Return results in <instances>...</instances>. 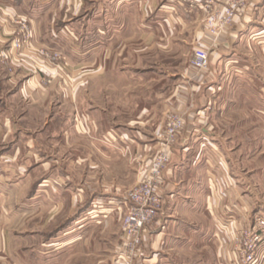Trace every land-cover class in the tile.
<instances>
[{"label":"crops","instance_id":"1","mask_svg":"<svg viewBox=\"0 0 264 264\" xmlns=\"http://www.w3.org/2000/svg\"><path fill=\"white\" fill-rule=\"evenodd\" d=\"M92 1L90 8L85 0H0V191L6 195L0 205L12 215L7 220L0 208V264H7L8 242L21 237L14 230L26 220L39 244L50 237L56 250L72 243H58L69 230L52 237L60 230L56 219L90 203V192H126L142 180L172 112L183 116L184 128L164 172L162 209L143 229L136 257L124 264H211L197 261L211 255L206 244L213 237L215 264H242L232 253L233 236L249 215L227 143L230 134L244 135L248 116L250 144L260 138L255 103L246 102L264 84V0H250L215 42L198 8L209 0ZM16 16L30 22L31 48L7 44ZM73 31L81 41L73 42ZM42 45L61 47V58ZM198 48L209 54L207 70L190 64ZM64 61L70 75L56 73V62ZM156 68L166 70L156 74ZM54 96L61 122H49ZM232 111L243 117L231 122ZM24 206L27 219L19 216ZM230 207L235 211L225 224ZM89 234L77 233L76 258L51 264H106Z\"/></svg>","mask_w":264,"mask_h":264},{"label":"rangeland","instance_id":"2","mask_svg":"<svg viewBox=\"0 0 264 264\" xmlns=\"http://www.w3.org/2000/svg\"><path fill=\"white\" fill-rule=\"evenodd\" d=\"M92 3H93L92 0H85V6L88 5L91 8L93 5ZM87 16L88 15L86 14L85 17ZM9 21L13 25V32L10 38H8L9 40L7 44H10V47L14 48L11 45V43L14 40L19 39V41L22 43V48L25 47L31 48L33 43L32 41L33 30L30 26V22L28 18L16 16L11 18ZM105 37H107V35ZM71 38L74 40L73 42L82 40V38L77 37L74 31ZM43 48L47 50L51 49L50 52H53L52 57L57 58L61 56L58 53L61 47L58 48H56L55 46L45 47L42 45V47H40V50ZM16 50L18 51L20 49H16ZM45 52L47 53V51ZM59 61H61V59ZM56 65L57 66L55 67L57 68L56 70L57 74H63L65 76L71 74L72 68L70 62L69 65L65 61L61 65H59L58 62H56ZM164 70L166 69L158 68L155 71V73L158 74L159 72ZM55 77L56 75L45 76L42 82L45 85H49L55 80ZM262 83H264V81H262ZM263 85L264 84H262L261 86L262 87L261 90L258 91V95L253 96L255 100L246 102L247 105L250 107H254L252 103L253 102L255 103V111H254L255 115L253 116L255 118L254 122H259V127H257L259 130L257 134L260 136L258 145L250 144L253 136L252 133L253 128L251 123L253 121L251 117L248 116L250 114V110H246L245 106L242 109L244 114L248 116L246 117L245 120L246 122H248L244 128L245 133L242 136H236L230 134L229 136L230 137L232 136V138L228 139L229 142L227 143L229 165L231 171L238 180L239 189L243 194V196H239L238 199H240V201H243L242 204L247 210L246 216L249 215L250 217L264 216V86ZM237 97H238L237 95L234 96L235 99L233 102H236L235 100L237 99ZM236 106H237L236 103H234L233 105H231V108H234ZM52 107L53 108H52V112L50 111L51 113H50L49 122H61V116L59 111V98L54 96ZM233 114H234L233 116H236V119H233V121L231 122H237V119L243 117L241 113L238 114L237 111H234ZM124 163L125 161L123 159H118V168H120L122 171L124 170V165L120 166V164H124ZM257 168H260L261 172L259 170V172L257 173V171H255ZM126 193L127 191L115 192V193L90 192L89 194L90 203L85 204L83 202L84 204L82 203V206L79 205L73 214H70L69 216L58 217L56 219V222L54 223V225L56 226V228L54 229L56 230L57 227H59L60 230L54 232L52 237H54L57 233L58 234L61 233L63 230H69L73 232L72 234L66 236L65 237L66 239L65 238L62 239L61 237H58V243H60L59 246L64 245L65 242L67 243L72 242L64 249L56 250L55 247L53 246L55 244L51 245L50 243L53 242L52 241L53 239L50 240L51 237L48 239L49 241L44 243L43 245L39 244L40 236L39 235L30 236L28 231L29 229L28 221L27 220L25 222L23 221L20 225V230L19 229L14 230L16 235L20 232L21 237L19 239L16 237H14L13 239L10 238L11 241L8 242L11 247L10 249L11 255L7 259V264H13L14 258H19L21 264H51L52 262L61 263V262H66L68 257L73 256L76 258L75 251L77 250L76 247L78 245L77 243L78 238L76 237V235L77 233H83V232L85 234L88 233L94 234L93 236L94 239L91 240L92 241L91 245L93 244L94 246H98L99 255H100L99 257L102 260L101 263L104 262L107 264L108 261H103V260L109 258L110 263L114 262V264H124L126 260L136 257V256H130L128 252H126V250L124 249V245H123L122 219L126 215L129 206V202L128 200H126ZM160 194H162V191H160ZM122 196L125 197L124 203L121 202ZM5 198L6 195L4 194V192L0 191V202L3 201ZM25 202L28 201L25 200ZM1 210H2V214L8 218L7 220H12V215H10L11 213L9 214L8 210H6V207L1 208ZM24 210L25 213H23V215H19L22 216V218H26L28 216L27 206H24ZM226 211H228L227 214L228 220L225 221V224L231 221L235 209L234 207H230V209L228 210L226 209ZM249 221L251 222V219H248V222ZM248 225L249 223L246 226ZM214 232L215 230L213 227V232H212L213 236H214ZM91 234H89V236H91ZM234 237L235 235L233 236L234 249L232 253L235 255L236 258H238V255L235 253ZM85 241L87 243L90 240L85 239ZM215 242H216L215 237H213L211 241L206 244L207 247L211 250V255L200 256V260L197 261L198 263L206 262V263L215 264L216 262L217 263L220 262L219 260H217L216 255L212 253L215 252L216 250ZM79 245L81 246L82 244L80 243ZM108 254L110 255V257H108ZM73 257L68 259L71 260ZM203 258L205 260H203ZM263 260H264V244L260 246L254 264H261ZM84 262L88 263L86 259L84 260Z\"/></svg>","mask_w":264,"mask_h":264},{"label":"built area","instance_id":"3","mask_svg":"<svg viewBox=\"0 0 264 264\" xmlns=\"http://www.w3.org/2000/svg\"><path fill=\"white\" fill-rule=\"evenodd\" d=\"M250 0H212L199 3L202 20L212 42L225 33L234 23V18ZM11 45L21 49L19 39ZM190 64L197 70H207L209 54L205 49H195ZM184 118L179 112L169 114L164 131L162 146L151 158L146 176L127 190L129 202L122 219L123 245L130 256H136L142 244L143 229L162 209L160 189L164 183V172L170 161L172 147L183 136ZM249 225L239 229L235 235V253L243 264H254L261 245L264 244V216L250 217Z\"/></svg>","mask_w":264,"mask_h":264}]
</instances>
